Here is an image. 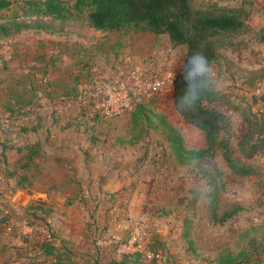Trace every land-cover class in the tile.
Wrapping results in <instances>:
<instances>
[{
    "label": "rangeland",
    "instance_id": "374dc122",
    "mask_svg": "<svg viewBox=\"0 0 264 264\" xmlns=\"http://www.w3.org/2000/svg\"><path fill=\"white\" fill-rule=\"evenodd\" d=\"M11 1L0 24L43 0ZM217 1L253 4L218 50L219 99L206 103L230 118L233 157L255 171L246 178L205 153L202 132L175 111L170 81L186 50L166 36L96 31L74 13L53 34L0 37V264L39 258L17 239H130L134 227L165 264H225L264 239V151L250 149L264 138V0ZM155 80L165 88L148 97ZM123 92L127 106L111 114L108 95Z\"/></svg>",
    "mask_w": 264,
    "mask_h": 264
},
{
    "label": "trees",
    "instance_id": "16d2710c",
    "mask_svg": "<svg viewBox=\"0 0 264 264\" xmlns=\"http://www.w3.org/2000/svg\"><path fill=\"white\" fill-rule=\"evenodd\" d=\"M26 4L32 15L22 21L14 19L0 24L1 38L26 30L53 34L55 22L60 26L72 20L75 14L85 13L86 26L93 30L164 35L173 49L185 47L182 69L172 84L175 111L186 124L202 132L205 153L220 152L235 175L246 178L255 174L251 165L233 157L229 144L230 118L225 112L206 106L219 99L211 75L218 50L232 45L233 37L244 30L251 15V2L242 1L231 6L217 0H74L72 9L62 0L28 1ZM11 5V0H0V12ZM199 66L205 70L203 78L197 76ZM263 139L251 143V153L264 151ZM238 211L237 208L233 210L234 214ZM46 242L39 245V250L48 254L51 247ZM256 242L257 239H253L248 246ZM248 252L229 255L225 264L246 262Z\"/></svg>",
    "mask_w": 264,
    "mask_h": 264
},
{
    "label": "crops",
    "instance_id": "0c3cea01",
    "mask_svg": "<svg viewBox=\"0 0 264 264\" xmlns=\"http://www.w3.org/2000/svg\"><path fill=\"white\" fill-rule=\"evenodd\" d=\"M259 212L261 213L262 209ZM262 213L264 215V212ZM43 241H47L51 247L48 254L39 250ZM17 242L24 244L23 250L27 255L39 256L33 259L31 264H165L147 261L137 253H118L112 245H106L104 239H27L25 242L17 239ZM152 250L156 251L155 248ZM248 253L249 258L240 264H264V239H257L256 244L250 246Z\"/></svg>",
    "mask_w": 264,
    "mask_h": 264
},
{
    "label": "built area",
    "instance_id": "2783aa9c",
    "mask_svg": "<svg viewBox=\"0 0 264 264\" xmlns=\"http://www.w3.org/2000/svg\"><path fill=\"white\" fill-rule=\"evenodd\" d=\"M155 65V64H154ZM176 75L172 77L170 83L171 87ZM165 88V83L163 80L151 81L148 84L146 90L148 97H155L160 91ZM120 96L121 98H118ZM107 103L109 105V111L111 114L118 113L120 108H124L128 104V94L127 93H118V94H109L107 97ZM135 235V236H133ZM139 228L134 227L133 233L130 236V239H120V237H113V239H104L106 245H112L114 249L121 254H141L144 259L147 261H161V255L157 251L144 246L143 239H138ZM51 240V239H47Z\"/></svg>",
    "mask_w": 264,
    "mask_h": 264
},
{
    "label": "clouds",
    "instance_id": "9594fccd",
    "mask_svg": "<svg viewBox=\"0 0 264 264\" xmlns=\"http://www.w3.org/2000/svg\"><path fill=\"white\" fill-rule=\"evenodd\" d=\"M205 74V70L203 68V66H199L197 69V76L200 78H203Z\"/></svg>",
    "mask_w": 264,
    "mask_h": 264
},
{
    "label": "water",
    "instance_id": "95a60500",
    "mask_svg": "<svg viewBox=\"0 0 264 264\" xmlns=\"http://www.w3.org/2000/svg\"><path fill=\"white\" fill-rule=\"evenodd\" d=\"M258 101L261 103V104H264V93H262L261 95H259L257 97Z\"/></svg>",
    "mask_w": 264,
    "mask_h": 264
}]
</instances>
